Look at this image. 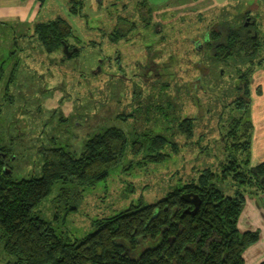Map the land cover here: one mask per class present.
<instances>
[{"label": "rangeland", "instance_id": "1", "mask_svg": "<svg viewBox=\"0 0 264 264\" xmlns=\"http://www.w3.org/2000/svg\"><path fill=\"white\" fill-rule=\"evenodd\" d=\"M39 2L29 21H0L4 170L14 179L39 177L50 149L79 156L85 141L108 126L127 137L121 159L104 180L80 191L72 182L57 181L36 207L57 234L66 242L78 240L98 219L153 203L204 169L220 172L234 153L228 134L233 120L251 121L250 104L241 107L236 98L237 70L250 68L252 76L264 67V0ZM57 18L72 28L69 47L47 52L33 30ZM251 19L259 47L250 59L222 60L203 45L212 28ZM185 118L191 120L188 130ZM154 136L164 139L159 148L132 152L133 141ZM157 151L167 156L147 158ZM229 183L216 184L231 195ZM9 260L0 238V264Z\"/></svg>", "mask_w": 264, "mask_h": 264}, {"label": "trees", "instance_id": "2", "mask_svg": "<svg viewBox=\"0 0 264 264\" xmlns=\"http://www.w3.org/2000/svg\"><path fill=\"white\" fill-rule=\"evenodd\" d=\"M253 28V19L247 25L214 27L205 35L203 45L208 48L217 43L216 55L222 60L250 59L259 47V35ZM33 32L45 51L53 52L69 47L72 28L57 18L37 23ZM75 51L78 48L68 53ZM240 70L238 78L245 95L237 100L241 107H248L251 69ZM190 121L184 119L187 130ZM233 121L228 134L234 153L221 164L219 173L204 169L195 181L168 191L153 203L132 205L98 219L92 232L72 242L57 234L36 207L57 181L72 182L80 191L104 180L123 155L127 144L124 131L106 127L85 141L79 156L62 148L50 149L44 154L41 175L22 179H14L4 170L8 154L0 144V238L4 252L11 256L5 264H243V251L259 239V232H241L237 222L245 193L264 190V163L249 164L251 121L241 117ZM239 126L243 127L240 132ZM163 141L158 136L133 141L132 152L145 145L159 148ZM165 156L157 151L147 158L161 161ZM225 181L234 188L233 194H226L216 184Z\"/></svg>", "mask_w": 264, "mask_h": 264}, {"label": "crops", "instance_id": "3", "mask_svg": "<svg viewBox=\"0 0 264 264\" xmlns=\"http://www.w3.org/2000/svg\"><path fill=\"white\" fill-rule=\"evenodd\" d=\"M38 0H0V21L3 18L29 21L39 10ZM33 21V20H32ZM250 119L251 140L249 164L264 163V67L256 68L251 76ZM253 189V187H252ZM245 193L244 206L237 226L242 231L259 232V239L243 251V264H258L264 260V190Z\"/></svg>", "mask_w": 264, "mask_h": 264}, {"label": "flooded vegetation", "instance_id": "4", "mask_svg": "<svg viewBox=\"0 0 264 264\" xmlns=\"http://www.w3.org/2000/svg\"><path fill=\"white\" fill-rule=\"evenodd\" d=\"M247 19H249L248 17H247ZM245 25H247V23H245ZM208 35V34H207ZM215 44H216V46H217V43H213L211 46H208V50H209V52H212L213 51V54H215L216 55V49H218V48H216V46H215ZM74 50V49H73ZM240 80H242V79H239L238 81H239V85H237L238 87H236L237 88V97L236 98H238V97H242V96H244L245 95V93H244V89H245V87H244V84L242 83L241 84V81ZM249 86V85H248ZM241 88V89H240ZM238 89H240V90H238ZM250 91V90H249Z\"/></svg>", "mask_w": 264, "mask_h": 264}, {"label": "water", "instance_id": "5", "mask_svg": "<svg viewBox=\"0 0 264 264\" xmlns=\"http://www.w3.org/2000/svg\"><path fill=\"white\" fill-rule=\"evenodd\" d=\"M63 48H64V50H65V51L67 50V46H65V45H64V47H63ZM67 53H68V51H67ZM68 54L70 55V54H71V52H69Z\"/></svg>", "mask_w": 264, "mask_h": 264}]
</instances>
